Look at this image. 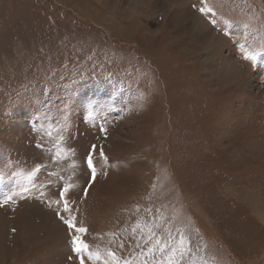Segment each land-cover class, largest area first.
<instances>
[{
  "label": "rangeland",
  "instance_id": "rangeland-1",
  "mask_svg": "<svg viewBox=\"0 0 264 264\" xmlns=\"http://www.w3.org/2000/svg\"><path fill=\"white\" fill-rule=\"evenodd\" d=\"M0 264H264V0H0Z\"/></svg>",
  "mask_w": 264,
  "mask_h": 264
},
{
  "label": "snow or ice",
  "instance_id": "snow-or-ice-1",
  "mask_svg": "<svg viewBox=\"0 0 264 264\" xmlns=\"http://www.w3.org/2000/svg\"><path fill=\"white\" fill-rule=\"evenodd\" d=\"M200 11L203 12L205 11V9L201 8ZM95 150H96V145H92L91 149L89 150L88 156L86 157V163H87L88 169L92 173L91 175L92 181H94L95 179V169H94V164H93V153L95 152ZM103 155L104 153L103 151H101V156L103 157ZM68 191H69V186H65L64 188L60 190V201L64 203V211H70L69 201L66 199V194L68 193ZM8 199L10 200L11 197H9ZM63 222L67 225L69 229H72L74 233H83L86 231V229L76 226L75 217H70L68 219H65ZM74 243H79L81 245V247H77L74 249L77 252L80 251L82 248L87 247L86 245H83L78 235L75 236Z\"/></svg>",
  "mask_w": 264,
  "mask_h": 264
}]
</instances>
